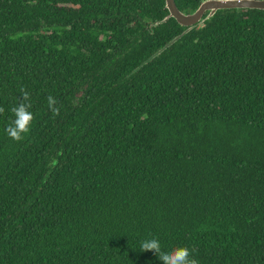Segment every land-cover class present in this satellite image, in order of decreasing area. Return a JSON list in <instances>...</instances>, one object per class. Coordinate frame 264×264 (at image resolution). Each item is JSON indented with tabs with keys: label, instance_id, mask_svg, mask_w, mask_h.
Listing matches in <instances>:
<instances>
[{
	"label": "trees",
	"instance_id": "obj_1",
	"mask_svg": "<svg viewBox=\"0 0 264 264\" xmlns=\"http://www.w3.org/2000/svg\"><path fill=\"white\" fill-rule=\"evenodd\" d=\"M168 14L0 0V264H163L149 233L199 264H264V10H219L145 63L186 29L154 25Z\"/></svg>",
	"mask_w": 264,
	"mask_h": 264
},
{
	"label": "clouds",
	"instance_id": "obj_2",
	"mask_svg": "<svg viewBox=\"0 0 264 264\" xmlns=\"http://www.w3.org/2000/svg\"><path fill=\"white\" fill-rule=\"evenodd\" d=\"M20 93L22 94V98H20L21 102L18 106L10 109L14 115V119L11 120L5 129L7 135L15 141L22 140L29 133L31 123L34 119V115L30 111L32 107L30 93L23 87L20 88ZM47 102L52 114L58 116L60 114V108L56 106L55 98L49 95ZM4 112L5 109L0 106V114ZM149 237L140 242V250H154L163 264H199V261L192 255L195 250L189 249L186 246H175L169 250H162L159 239L151 233H149Z\"/></svg>",
	"mask_w": 264,
	"mask_h": 264
},
{
	"label": "water",
	"instance_id": "obj_3",
	"mask_svg": "<svg viewBox=\"0 0 264 264\" xmlns=\"http://www.w3.org/2000/svg\"><path fill=\"white\" fill-rule=\"evenodd\" d=\"M166 8L169 14L161 21L155 22L154 25L158 26L165 23L170 18H174L177 22L186 29L178 36L169 41L165 46L156 51L150 58L145 61L148 63L154 58L159 56L164 50L172 46L175 42L181 39L184 35L188 34L192 29L198 25L203 24L206 20L213 17L219 10L226 9H259L264 10V0H205L202 1L200 6L192 13L182 12L175 0H165Z\"/></svg>",
	"mask_w": 264,
	"mask_h": 264
}]
</instances>
